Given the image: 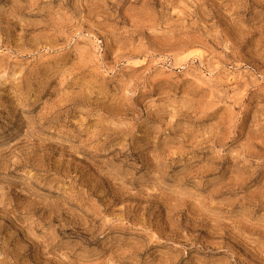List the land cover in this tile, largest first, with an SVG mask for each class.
Instances as JSON below:
<instances>
[{
  "label": "rangeland",
  "instance_id": "rangeland-1",
  "mask_svg": "<svg viewBox=\"0 0 264 264\" xmlns=\"http://www.w3.org/2000/svg\"><path fill=\"white\" fill-rule=\"evenodd\" d=\"M0 264H264V0H0Z\"/></svg>",
  "mask_w": 264,
  "mask_h": 264
}]
</instances>
